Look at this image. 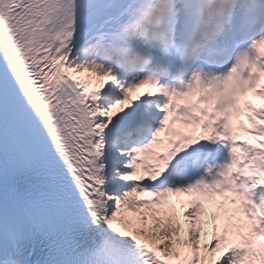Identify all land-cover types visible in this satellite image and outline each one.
Wrapping results in <instances>:
<instances>
[{"label": "snow or ice", "instance_id": "6c2138e0", "mask_svg": "<svg viewBox=\"0 0 264 264\" xmlns=\"http://www.w3.org/2000/svg\"><path fill=\"white\" fill-rule=\"evenodd\" d=\"M0 264H264V0H0Z\"/></svg>", "mask_w": 264, "mask_h": 264}]
</instances>
